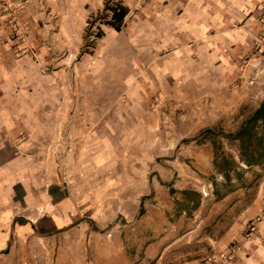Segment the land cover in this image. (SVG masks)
Returning a JSON list of instances; mask_svg holds the SVG:
<instances>
[{
    "label": "rangeland",
    "instance_id": "374dc122",
    "mask_svg": "<svg viewBox=\"0 0 264 264\" xmlns=\"http://www.w3.org/2000/svg\"><path fill=\"white\" fill-rule=\"evenodd\" d=\"M104 1L0 0V145L20 149L30 182L55 173L75 209L67 229L12 245L0 264H235L238 239L264 221V204L239 219L264 169L240 163L226 183L213 160L217 146L239 162L226 136L264 98V0H244L239 16L226 14L225 0H109L128 9L118 32L104 24ZM233 33L244 39L235 76L220 91L198 62ZM204 140L211 170L199 172L183 154L188 189L161 187L179 153ZM203 183L214 197L204 223L188 231L200 217L191 201ZM233 187L240 190L229 200H216ZM186 190L199 197L186 199ZM232 221L233 240L215 252L208 238L219 239Z\"/></svg>",
    "mask_w": 264,
    "mask_h": 264
},
{
    "label": "crops",
    "instance_id": "0c3cea01",
    "mask_svg": "<svg viewBox=\"0 0 264 264\" xmlns=\"http://www.w3.org/2000/svg\"><path fill=\"white\" fill-rule=\"evenodd\" d=\"M231 7L225 8L226 14L239 16L242 13L244 0H225ZM225 17V15H224ZM241 33H233L224 36V42L218 43L211 57L198 62L201 68L207 71H202L199 75H208L214 80L216 89L226 91L231 79L235 76L237 66L233 63L235 54L241 51L240 44L243 43ZM220 46V47H219ZM171 78H179L177 70H169ZM186 76H184L185 78ZM180 78H183L180 77ZM211 80V81H213ZM217 104L223 107V98L217 97ZM233 105L226 106V110H230L233 114ZM225 108V107H223ZM229 112H226V115ZM223 115V114H221ZM107 127V122H105ZM185 153H179L176 162L177 168L171 169V173L165 177V182L160 181L161 187L177 188L179 190L188 189L191 173L186 167L187 165L180 164V156L189 154L192 158L189 163L195 165L196 169L201 173H206L211 170L212 163V148L209 141L204 140L200 145L190 146L184 150ZM23 156L21 151L16 146L14 147L9 142L0 145V254H10L12 245L24 243H36L38 240L55 235L61 230L67 229L72 224L75 209L69 196L65 194V187L57 181L55 173H51L46 181H43L42 174L38 172L37 181L30 182L29 174L22 170ZM133 171V165L131 166ZM134 178H138L136 173H133ZM220 177V176H218ZM221 178V177H220ZM233 181V180H232ZM259 187L256 195L252 197L250 203L245 206L241 212L240 221L245 218H250L252 212L261 211L263 206L262 192H264V176H258ZM225 182V181H223ZM234 182V181H233ZM241 185V183L239 184ZM45 186V187H44ZM152 190L158 192L154 187ZM239 188L233 187L231 191H224L220 198L216 200H229ZM243 194L248 192L246 186L242 187ZM201 194L198 207L194 212L199 220L195 219L186 226V230H192L194 224L197 226L204 223V206L210 196L214 197V191L210 183H203V187L198 189ZM205 193V196H203ZM216 194V192H215ZM235 205L230 206L233 210ZM227 211L229 207L227 206ZM181 219H186L181 212ZM257 231L252 233L247 238H239L240 250L238 259L235 264H264V221L260 222ZM236 223L232 221L227 227L224 234L216 240L208 238L212 250L226 249L229 242L233 239L231 234L235 230ZM205 263V262H204ZM202 258L190 260L184 264H204Z\"/></svg>",
    "mask_w": 264,
    "mask_h": 264
},
{
    "label": "trees",
    "instance_id": "16d2710c",
    "mask_svg": "<svg viewBox=\"0 0 264 264\" xmlns=\"http://www.w3.org/2000/svg\"><path fill=\"white\" fill-rule=\"evenodd\" d=\"M104 2V9L111 13L110 20L104 24L117 32L120 31L128 14V9L118 1L111 4L109 0H105ZM101 35V31H99L97 36ZM226 137L236 143L239 159V162H236L234 158H229L222 153H218V147H215L214 168L225 179L226 183H230V172L240 163L244 164L247 168L260 166L264 169V98L255 112L242 122L237 131ZM181 193L186 199L191 196L199 197V194L192 191L186 190ZM191 202L192 208H197L199 201L194 199ZM177 203L179 205L182 204V202Z\"/></svg>",
    "mask_w": 264,
    "mask_h": 264
}]
</instances>
